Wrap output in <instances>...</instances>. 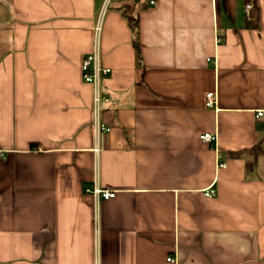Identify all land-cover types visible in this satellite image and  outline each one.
Returning <instances> with one entry per match:
<instances>
[{"label": "crops", "instance_id": "0c3cea01", "mask_svg": "<svg viewBox=\"0 0 264 264\" xmlns=\"http://www.w3.org/2000/svg\"><path fill=\"white\" fill-rule=\"evenodd\" d=\"M248 4L0 0V264H264V0L257 23Z\"/></svg>", "mask_w": 264, "mask_h": 264}, {"label": "built area", "instance_id": "2783aa9c", "mask_svg": "<svg viewBox=\"0 0 264 264\" xmlns=\"http://www.w3.org/2000/svg\"><path fill=\"white\" fill-rule=\"evenodd\" d=\"M157 0H149V5L156 4ZM247 11H251L252 5L248 4L246 5ZM103 11L100 12L98 15V18L96 20L95 26H94V40H93V48L89 54L85 56V58L82 61V77L83 80L86 83H89L94 88L95 93V103L96 105H99L101 100L109 102L110 98L106 96H101L100 93V85L102 77L105 75H108L111 73V69L108 67H104L101 64V58H100V43H101V36H102V29H103ZM218 43L222 42V38L218 36L217 38ZM216 94L214 92H207L205 95V107L207 108H213L216 105ZM263 112H259L258 116H262ZM100 128L103 131H109L110 128L104 124L100 125ZM201 140L207 143H214L217 139L215 133H204L200 136ZM220 167H226V164L220 163ZM86 192L91 193L95 196H102L105 199H110L115 196L114 191L110 190H104L99 188L96 184L94 186L86 188ZM205 196L207 197H214L216 195V190L214 187L209 188L205 191ZM168 261H173L172 257L167 258Z\"/></svg>", "mask_w": 264, "mask_h": 264}, {"label": "trees", "instance_id": "16d2710c", "mask_svg": "<svg viewBox=\"0 0 264 264\" xmlns=\"http://www.w3.org/2000/svg\"><path fill=\"white\" fill-rule=\"evenodd\" d=\"M248 2L250 1V3H252V9H251V18L254 19V22L257 23V21L259 20V8L257 5H255V0H247ZM123 15L126 17V19L128 20V23L134 33V47L136 49V53H137V58L138 61H140L141 59V54H140V44H139V30H138V18L136 16H133L130 13H127L126 10L123 9Z\"/></svg>", "mask_w": 264, "mask_h": 264}]
</instances>
